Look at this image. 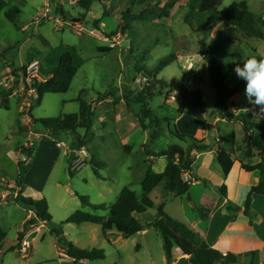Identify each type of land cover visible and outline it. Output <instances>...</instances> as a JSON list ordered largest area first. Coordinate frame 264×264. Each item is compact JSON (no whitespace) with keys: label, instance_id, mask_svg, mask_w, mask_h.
Instances as JSON below:
<instances>
[{"label":"rangeland","instance_id":"1","mask_svg":"<svg viewBox=\"0 0 264 264\" xmlns=\"http://www.w3.org/2000/svg\"><path fill=\"white\" fill-rule=\"evenodd\" d=\"M130 1L103 0L102 3L96 2L90 9L84 10L79 5V0H53L55 14L61 15L66 21L62 29H57L53 22H44L37 27L34 26L33 20L43 7L44 0H15L12 6H18L21 11L16 25L8 21L4 11H0V46L7 52L5 61L19 64L20 60L23 61L24 54L29 51L30 60L37 58L43 64V68L46 64V68L52 70L59 54L69 51L74 56L77 73L69 91L62 94H46L42 104L34 109L36 116L57 118L65 114L78 113L80 104L77 100L81 95L95 107L92 129L95 137L90 139L85 147L88 157L80 170L66 173L61 170V166L67 165V154L65 150L61 151L57 166L61 186L57 188L55 187L56 182H53L46 189L49 212L53 220L37 235L32 233L33 227L28 228L29 237L25 238L26 235L23 239L31 246L28 254L20 253L18 249L19 227L27 216V212L23 207L18 208L14 202H11L5 209L0 206V225L7 233L5 241L0 244V264H167L163 237L154 228H147L144 230L147 231L146 233H139L130 238L123 236L105 238L100 226L92 225L97 227L95 229L91 225H86L90 228L81 230L76 224L63 225V231L66 232L64 237L75 244L70 240L72 238L77 243L75 244L77 247L82 246L84 248L81 249L85 250L103 249L106 253L105 260L77 263L63 260L59 256L62 248L57 244V236L52 233V230L60 227L62 222L77 211L100 216L107 215L108 212L105 210L96 211L92 206L83 204L79 197H87L91 205L111 206L116 203L121 190L125 187L131 188L138 196H142L140 181L149 165L145 163L148 157L146 150L159 152L173 145L188 149L190 141L188 139H185V142L178 141L177 133L198 139L194 135L196 123L193 119L212 109L216 99L215 89L208 82L203 86L205 108L181 110L180 101L171 86L177 88L183 85L194 90V78L191 73L195 67L199 69L195 66L198 63H201V76L208 72L207 63L201 62L197 54L198 41L201 39L208 41L219 31L230 27L220 15L224 9L234 2L244 1L249 11L260 15L264 14V0H222L216 12L208 14L193 12L191 21L193 28L185 21L192 12L190 0H135L132 6H129ZM173 1L176 6L171 12V17H160L161 8ZM104 8L109 14L107 17H103ZM127 9H130V13L125 19L122 13ZM100 18L105 25L102 24L101 29H95L93 25ZM26 26L27 29L23 31L22 28ZM117 26L124 27L126 30L124 32L119 30L118 35H113ZM80 28H83L84 32L79 30ZM239 36L240 42L231 46L233 51L230 48L219 54L223 73L228 85L232 88L240 86L241 83L233 72V68L238 63L235 48H238L239 54L245 58L256 55L253 50L259 55L264 54V40L247 37L242 32ZM101 48H110L111 51L103 53ZM48 52L49 55L46 56ZM168 56H176L177 59L181 57V61L174 62L159 74L152 72L158 63ZM187 63L193 65V70H188ZM44 69L43 75L48 78V70ZM145 73H150L151 76ZM140 77L146 78V82L141 84V87L136 83ZM111 88L115 90L117 97L110 98L111 101H104L103 104L97 106L99 102H103L99 100L98 94L105 93ZM144 89L150 96L151 108L161 119L162 128L154 144H150L148 140L149 146L145 151L141 143L144 134L139 126L132 135L126 136L124 135L126 129H120L117 125L122 118L141 117L142 106L132 105L127 100H122V97L126 92L137 94ZM235 100L240 109L248 112L252 117H254L255 110L259 113V108L249 103L245 92L240 93ZM14 108L15 100L12 99L10 112L0 107V115L7 121H15ZM182 113L180 123L173 124L171 119ZM110 117H115L118 123L114 125ZM131 117L125 122L126 126L131 125L133 120ZM104 121H108L106 126ZM168 123L171 125L170 129L167 127ZM235 125L236 136L239 137L242 130L238 124ZM38 127L42 128L40 125ZM150 132H152L151 129H149ZM79 133L85 135L84 130H80ZM62 139L68 148L73 149L71 144L74 137L72 135H64ZM125 141L136 143L134 150L129 151L130 153L133 151L132 154L125 151L123 147ZM83 142L87 143L86 140ZM103 161L107 163L106 168H95L107 178L106 181L98 179L94 171V162ZM218 170L215 163L211 171L223 178ZM185 177L188 178V175ZM233 177L235 182L238 178L242 184L241 189L232 185L233 183L226 184L229 188L230 199L236 203L237 199H242L244 195L242 189L251 183V179L247 177V174L239 179L237 170L234 171ZM161 188L162 186H159L150 196L157 204L161 201ZM206 195L219 197L222 201L225 200L226 204V199L219 191L196 184L191 187L190 195L183 198L182 205L180 200H166L165 211L181 222L185 223L186 220L196 222L202 213L207 212L202 208ZM257 199L259 200L252 213V219L255 222L259 221V216L264 212V197L260 196ZM217 210L219 211L215 221L214 236L219 234L226 221L224 218L226 213L218 203ZM6 211L13 212V217L6 216ZM156 214L157 208L142 215L143 224L148 225ZM207 226V220L197 221L196 229L202 240H204ZM92 230L94 232H91ZM90 232L95 235L94 238L90 236ZM244 235L249 241L252 233L244 232ZM93 240L95 244H92ZM256 246L259 245L256 244ZM257 264H264V249L260 253V261Z\"/></svg>","mask_w":264,"mask_h":264},{"label":"trees","instance_id":"2","mask_svg":"<svg viewBox=\"0 0 264 264\" xmlns=\"http://www.w3.org/2000/svg\"><path fill=\"white\" fill-rule=\"evenodd\" d=\"M102 1L103 0H79V5L82 9L88 10L94 5V3H102ZM134 1L135 0H131L129 6H132ZM14 2L15 0H0V11H4L5 17L8 21L16 25L21 15V11L18 6H12ZM221 2L222 0H190V9L192 12L186 17L185 21L193 28L191 22L193 12L198 11L201 14L211 13L218 9ZM175 6L176 3L174 1L167 3L165 7L161 8L160 17L170 18L171 12L175 9ZM129 13L130 9H127L122 13V16L126 19L129 17ZM107 16H109V14L104 8L103 17ZM221 16L227 20L231 26L225 30H221L208 41L203 39L199 40L198 54L208 65L211 86L216 91V102L213 113L218 114L229 122L238 124L242 130L241 136L234 137L229 142L209 145L206 144L204 140L196 139L190 135L177 133V138L180 141L185 142V139L190 141L188 149L173 145L158 153H152L151 151L146 150L149 156L166 159L167 166L163 173H155L151 165L145 170L140 181L143 191L141 197L129 187H125L121 190L116 203L111 206H106L104 204L91 205L87 197H79L83 204L92 206L96 211L105 210L108 213L106 216H100L97 214L77 211L62 222L60 227L52 230V233L58 238V245L64 250V253L70 258H73L75 262H96L105 260L106 253L103 249L97 248L92 250L81 249L68 241L64 237L62 227L66 224L100 225L106 238L108 233L113 230L118 231L125 238H130L143 232L147 228H154L159 231L163 237V249L167 264H172L174 261L173 249L175 247H178L184 255L193 260L194 264H243V257L249 258V264H257L259 262L258 251H251L245 254H235L231 252L224 254L221 251L214 249L202 240L200 236L185 223L171 217L165 211L164 202L157 206L149 196L150 193L160 185H163L165 194L173 193L181 198L187 196L190 193L192 181L190 179L185 180L184 176L185 174H191L193 171V164L195 161L193 152H208L211 151L214 146L220 145L222 146L220 160H223V174L225 178H227L234 166L231 154L225 150L227 148H230L235 160L241 165L245 172H259V182L252 186L248 191L244 207H238L231 201H228L226 207L227 212L235 214H238L243 210L244 215L249 218V223L252 225L255 222L252 219L251 209L253 197L255 195L264 196V116L254 118L249 115L248 112H240L238 108L234 110L230 109L228 102L235 96L244 92L245 82L241 80L240 86L235 88L228 85L226 76L223 73V66L219 60V54L224 50L230 49L232 44L240 42L239 34L241 32L247 37L264 40V14H254L249 11L247 3L242 1L232 3L221 12ZM102 23L104 22L102 21V18H100L95 21L93 26L95 29H101ZM119 30L124 32L126 28L117 26L112 34L118 35ZM109 36L111 37V35ZM100 50H102L103 53L111 51L110 48H101ZM230 50H232V48ZM235 51L238 64L242 65V63L249 57L245 58L240 55L238 48H235ZM253 52H255V56L258 58L260 57L255 50H253ZM6 54V50L1 51L0 49V64L3 59H5ZM74 60V56L69 51L59 54L54 69L48 72V79L45 82L37 83V100L34 105H32L31 110L36 106L41 105L46 94H62L69 91L72 81L77 73ZM177 60L176 56H168L161 60L152 72L159 74L162 70ZM145 74L151 76L150 73ZM167 87H169V85ZM171 87L176 92L177 98L180 100L181 110H185L186 108L193 110L205 108L206 101L202 90L189 89L183 85H179L177 88H174L173 86ZM11 95L12 91L0 90V100L5 108L8 107ZM116 97L117 94L112 88L108 89L105 93L98 94V98L101 101ZM122 100H127V102L131 104H139L142 106L140 118L141 128L144 131L149 129L152 130V132L149 133V142L150 144H154L159 138L162 130L161 119L155 115L150 106V96H148L147 90L144 89L137 94L126 92L123 94ZM77 101L80 104V111L78 113L65 114L64 116L57 118L35 119L34 123L47 130L52 138L58 139L63 134L72 135L74 137L71 144L73 149L86 147L89 140L94 136L92 129L95 112L93 111V106L87 102L82 95ZM80 130H84L85 135H81L79 133ZM85 140L87 143L83 142ZM147 146L149 145L146 144L145 147L147 148ZM36 151L37 145L33 148H24L23 152L27 157L24 163H29ZM102 166H105L104 162H94V171L98 179L104 178L95 167L101 168ZM25 173L26 169L23 170V174ZM218 189L222 196L227 197L228 192L225 184ZM15 201L22 207L33 211L36 214L37 220L47 224L53 220V217L49 212L48 202L45 198L34 200L19 195L15 198ZM154 208H157L158 214L148 225L142 224V222L135 216L136 214H144L148 210ZM202 216L203 219H205L207 212L202 213ZM33 222L34 220H30L25 223L23 231L20 232L18 236L19 243H22L28 232V228ZM6 237L7 233L0 226V244ZM12 250H14V248H12Z\"/></svg>","mask_w":264,"mask_h":264},{"label":"crops","instance_id":"3","mask_svg":"<svg viewBox=\"0 0 264 264\" xmlns=\"http://www.w3.org/2000/svg\"><path fill=\"white\" fill-rule=\"evenodd\" d=\"M216 11H213V12H216ZM220 15H221V13H220ZM223 20H225V19L223 18ZM225 21L227 22V25L231 26L227 20H225ZM103 25H105V24H103ZM26 29H27V26L22 28L23 31ZM40 35H42V34L40 33ZM214 36H212L211 38H213ZM232 45H234V44H232ZM0 49H1V46H0ZM1 51H3V49H1ZM28 53H29V51L24 54L23 61L20 60L19 64H15L14 62L9 63V62L5 61V59H3L2 63L0 64V90H2L3 83L5 82L7 76L10 72L16 73V71L21 70L22 67L26 66L32 60L37 59V58H34V59L30 60L28 58V55H29ZM47 55H49V52L46 54V56ZM198 56H199V54H198ZM58 58H59V55H58ZM180 61H181V57L177 60V62H180ZM201 62H204V60L202 58H201ZM45 65H44L45 69L44 68L43 69L46 71L48 70V72H50L51 70L47 69ZM188 65H192V64L187 63V68H188ZM195 66H197L199 69L197 70L195 67L193 73H191V76H193V78H194L193 87H194V89L202 90V92L204 94L203 86L207 85L206 84L207 82L209 84H211L210 78H208L209 71L206 72L204 76H201L202 75L201 71H200L201 63H198ZM205 69H206V67H205ZM192 70H193V65H192ZM6 91H8V90H6ZM9 91H12V95L9 98L7 108H5L2 105L1 100H0V107L4 108L10 112L11 100L14 99L15 100L14 111L16 114V120L15 121H12V120L7 121L5 118H3L0 115V206H2V208H4V209L7 208L11 202H14L18 208H22V206L15 201V198L19 195H22V196L27 197V198H32L34 200H41L43 198H45L47 200L46 189H47L48 185L52 184L53 182H56L55 187L58 188L61 186V183L59 182V179H60L59 174L60 173H59V170L57 169V166H58V162H59V158H60V154H61L62 150L56 145V142L57 141L64 142L62 138L64 137V135H68V134H63L58 139L52 138L50 136V133L47 130H45L43 128H39L38 125H36L34 123L35 119H43V118H41V116H38V115L36 116V110H34L35 108L31 110V107L36 102L37 97L36 96L32 97L30 94H26L23 91V88H22L20 82H17L16 86ZM237 97H238V95L235 96L233 99H231L228 102V106L230 107L231 110L238 108L240 112H244L237 105V102L235 100V98H237ZM108 100H105V101H108ZM109 101H111V100H109ZM42 102H43V100H42ZM215 102H216V99H215ZM215 102L213 103L212 109H210L209 112L203 113L202 116L193 119L196 123L194 135L199 140H204L205 143L209 144V145H215V144H218L221 142L222 143L223 142H229L234 137H237L235 129H234V126H236L235 123L229 122L225 118L220 117L218 114L213 113ZM103 103H104V101L99 102L97 104V106H100ZM93 111L95 112L94 106H93ZM254 112L258 113V111H256V110ZM182 115H183V113L179 114V116H177L176 118L173 117L171 119L172 123L175 125L177 123H180V121L182 120ZM130 117L131 116L127 117L126 119L122 118L120 120V123H118V121L116 120L115 117H113V118L110 117V121H112L114 125H116V123H118L117 124L118 128L126 129L124 135L130 136L133 134L134 130L136 128H138V126L141 128V124H140V118L141 117L138 118V117L132 116L131 118H133V120L131 121V125L126 126L125 122L129 121ZM122 120H124V121H122ZM104 122L106 123V124H104L106 126L108 124V121H104ZM170 126L171 125L168 123V126H167L168 129H170ZM141 130L143 131V134H144L143 141L141 143L144 146L143 149L145 151L146 150L145 145L147 144V142L149 140V130L144 131L142 128H141ZM200 132H201V134H200ZM94 137H95V135L93 136V138ZM177 140L180 141L178 138H177ZM29 141L37 142V144H36L37 145V151L34 153L33 157L30 159L29 163H24V161L26 160L27 157H26V154L23 152V149H24V145L27 144V142H29ZM135 145H136V143L134 144V142L131 143V142L125 141L123 144V147H125L124 149L126 152L130 153L129 151L134 150ZM183 149H186V148L184 147ZM225 150H227V152H229L231 154V158L234 161V166H233L231 172L229 173V175L227 176V178H225L224 174H223V160H220V152H222V146L216 145L213 147V149L211 151H208V152H197V151L193 152V155L195 157V161L193 164V171L191 174H187L188 179H190L192 181V186L196 185V184H202L206 188H210V189H214V190L219 191L218 188L220 186H222L223 184L226 185V184L233 183L232 185H236L239 187V189H241L242 184L238 181V178H237L236 182L233 180L234 179L233 173L235 170L238 171L239 179L244 177L245 174H247V177L251 179V183L249 185L244 186V188L242 189L244 191L243 192L244 195H243L241 200L237 199L236 203L230 199L229 188L227 185L226 186H227L228 195H227V197L223 196L226 199V204H225V200L222 201V199L219 197H217V198L215 196L209 197V195H206L207 197H205L204 206L202 207L203 210L204 209L207 210V216H206L205 220H207V222H208L206 234L204 236V241L207 244H209L211 247H213L214 249H217L224 254H226L228 252L235 253V254H245V253H248L251 251H258L259 252V261H260V253H261L262 249H264V230H263L264 229V212L262 215L259 216L260 217L259 221H256L251 225L249 223V218L244 215L243 210H241L238 214L230 213V212L226 211L228 201H231L232 203H234L238 207H241V208L244 207V203L246 200L247 193L252 186L258 184L260 175H259V172H257V171H254L251 173L245 172L242 169L241 165L235 160V157H234L233 153H231L230 148H227ZM149 151H151V150L149 149ZM161 151H159V152H161ZM151 152L152 153H158V152H154V151H151ZM132 153H133V151H132ZM132 153H130V154H132ZM66 162H67V165L65 164L64 167L61 166V170H64L66 173H68V172H71L70 156L69 155H67V161ZM104 163H105V166H102L101 168L107 167V163L106 162H104ZM145 163L146 164L149 163L148 167L151 165L152 169L155 173H163L166 169V166H167L166 159L154 158L153 156H149V155H148L147 159L145 160ZM215 163L217 164V166L219 168L218 171L223 175V178H221L219 175H217L211 171V169H213ZM24 169H26L25 174H23ZM103 178L104 179H100V180H102V181L107 180V178H105L104 176H103ZM215 180L217 182H214ZM2 183H4V184L1 185ZM160 186H162L161 191H160V195H161L160 204L162 202H164L165 207H166V200H180L181 205H182L183 198L177 197L173 193L165 194L163 185H160ZM158 187H156L150 193L149 196H151V194ZM139 197H141V196H139ZM259 197H260V195H255L253 197L252 206H251L252 213L254 211L255 204H256L257 200H259L257 198H259ZM262 197H264V196H262ZM47 202H48V200H47ZM217 203L220 205V208L222 210H224V212L226 213V215L221 214V215H224V218L226 219V221H225V225L221 227L219 234L214 236L213 231H214V227H215V221L217 218V212L219 211V210H217ZM155 204L157 206L160 205L157 203H155ZM48 205H49V203H48ZM24 210L27 212V216L23 219V221L20 224L19 233L23 231L24 225L27 221L34 220V223H32L30 227L34 228V230H32V233L37 235L41 231L42 228L46 227L47 223L42 222L40 220H37L36 214L33 211L28 210L26 208H24ZM210 212H211V214H210ZM144 214H136L135 215L136 218H138L142 222V224H143L142 215H144ZM157 214H158V211H157ZM157 214H156V216H157ZM12 215H13V212L10 213L9 211H6V216L13 217ZM155 217H154V219H155ZM201 219H203L202 215L199 217V219H197V221L198 220L200 221ZM197 221L196 222H190V221L186 220L185 224L189 228L194 230L200 236V234L198 233V231L196 229ZM86 225H91V227L95 228V229L97 228L96 226H100V225H96V224H82L79 226H80L81 230H83V229L88 230V228H90V227L86 226ZM92 225H96V226H92ZM91 232H94V231L92 230ZM91 232H90V234H91L90 236L94 238L95 235ZM144 232L146 233L147 231H143L141 233L144 234ZM244 232H251L252 233L251 238L249 237L250 242L247 241L248 237L246 235H244ZM64 233H66V232H64ZM35 235L33 237H35ZM27 236L25 238H27ZM108 236L111 237V236H122V235L118 231L113 230V231H110L108 233L107 238H108ZM5 239L3 240V242L5 241ZM70 240L73 241L75 244H77L72 238H70ZM23 241H26V240H23ZM57 242H58V238H57ZM92 244H95L94 240L92 241ZM256 244L259 246L255 247ZM18 245H19L18 249H20L21 243L18 242ZM29 247L31 248V246H29ZM80 247L84 248L82 246H80ZM12 248H14V246H12ZM177 250H179V251H177ZM29 252H30V249H29ZM59 256L63 260H67V261L72 262V263L75 262L74 259L70 258L68 255H66L64 253V250H62V249H61ZM173 257H174V261L172 264H179L180 262H183L184 264H194V261L191 260L188 256L184 255L178 247H175L173 249ZM248 262H250L249 258H246V257L242 258L243 264H248ZM75 263H77V262H75Z\"/></svg>","mask_w":264,"mask_h":264},{"label":"built area","instance_id":"4","mask_svg":"<svg viewBox=\"0 0 264 264\" xmlns=\"http://www.w3.org/2000/svg\"><path fill=\"white\" fill-rule=\"evenodd\" d=\"M54 10L55 9L53 0H44L43 7L40 9V12L37 17L33 20L34 26L37 27L44 22H53L57 29H62L66 21L63 20L61 15L55 14ZM79 30L84 32L83 28H80ZM188 70H192V65H188ZM47 79L48 78L44 77L43 75V67L41 61L39 59H34L26 66L22 67L21 70L16 71V73L10 72L5 82L3 83L2 90L9 91L16 86L17 82H20L23 91L26 94H30L32 97H37V83L45 82ZM144 82H146V78L142 79V77H140V79L136 80V83L139 85V87H141V84H143ZM254 117L257 118L260 116L257 112H254ZM36 144L37 142L29 141L27 142V144L24 145V148H33ZM56 145L61 150H65L66 154L70 156L71 171L80 170L88 157L85 148L71 149L68 148V146L62 141H57ZM185 176H187V174H185ZM185 180H188V178L185 177ZM3 184L4 183H2L1 185ZM27 237H29V235ZM29 249V244L26 241H23L19 252L23 254H28Z\"/></svg>","mask_w":264,"mask_h":264},{"label":"clouds","instance_id":"5","mask_svg":"<svg viewBox=\"0 0 264 264\" xmlns=\"http://www.w3.org/2000/svg\"><path fill=\"white\" fill-rule=\"evenodd\" d=\"M236 77L245 82V96L249 103L259 108V116H264V54L255 55L233 68Z\"/></svg>","mask_w":264,"mask_h":264},{"label":"water","instance_id":"6","mask_svg":"<svg viewBox=\"0 0 264 264\" xmlns=\"http://www.w3.org/2000/svg\"><path fill=\"white\" fill-rule=\"evenodd\" d=\"M188 195H190V193Z\"/></svg>","mask_w":264,"mask_h":264}]
</instances>
